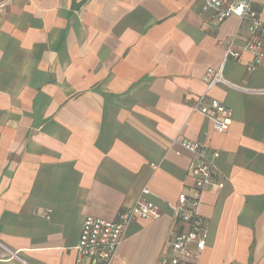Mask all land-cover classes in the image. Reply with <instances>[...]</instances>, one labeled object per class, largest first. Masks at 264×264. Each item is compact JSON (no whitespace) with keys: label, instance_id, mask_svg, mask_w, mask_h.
Here are the masks:
<instances>
[{"label":"crops","instance_id":"obj_1","mask_svg":"<svg viewBox=\"0 0 264 264\" xmlns=\"http://www.w3.org/2000/svg\"><path fill=\"white\" fill-rule=\"evenodd\" d=\"M202 3L10 0L0 12V242L20 256L0 264H74L84 217L113 220L144 187L160 215L129 224L114 264H156L197 158L178 138L219 151L198 264H264V56L246 69L244 25L223 73L248 90L209 91L233 111L216 132L191 104L240 23Z\"/></svg>","mask_w":264,"mask_h":264},{"label":"built area","instance_id":"obj_2","mask_svg":"<svg viewBox=\"0 0 264 264\" xmlns=\"http://www.w3.org/2000/svg\"><path fill=\"white\" fill-rule=\"evenodd\" d=\"M10 0H0V12H3ZM202 11H212L214 21L220 23L226 17L234 16L240 27L226 41H219L224 48V56L218 69L208 68L204 74L205 91L191 104V110L208 119L214 130L223 133L228 130L233 118L232 109L211 97L209 91L218 84L228 85L239 90H248L240 84L232 83L224 77V64L227 60H237L236 39L246 25L249 36L244 39L242 49L252 54V60L246 69L253 71L264 56V9H256L251 0H202ZM179 143L196 155L191 160L188 171L192 178L189 192H180L175 203H168L182 228L172 230L164 242L156 264H198L205 249L209 228L199 213L202 194L212 188H221L223 180L218 177L212 158L219 151L204 141H191L178 138ZM156 165L152 164V167ZM149 191L142 188L140 194L130 206L119 209L113 220L95 215H86L82 221L74 264H114L119 244L124 238L129 224L137 218H156L160 215L158 207L145 197ZM20 259L15 251L0 242V261Z\"/></svg>","mask_w":264,"mask_h":264}]
</instances>
